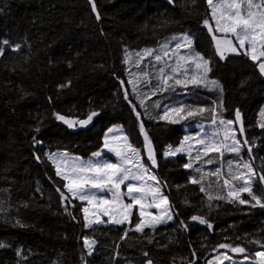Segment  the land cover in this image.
Returning a JSON list of instances; mask_svg holds the SVG:
<instances>
[{"label":"trees","instance_id":"trees-1","mask_svg":"<svg viewBox=\"0 0 264 264\" xmlns=\"http://www.w3.org/2000/svg\"><path fill=\"white\" fill-rule=\"evenodd\" d=\"M170 1L171 6L164 0H95L97 19L89 0H0V243L6 245L0 248V264H211L222 253L255 260V253L264 251V209L229 203L227 198L208 201L209 195L227 197L224 179L243 186V180L233 176L245 174L244 163L255 172L258 195L264 194L259 179L264 174V129L260 127L264 81L257 73L258 62L241 53L220 59L204 25V20L210 22L207 0ZM246 8L243 0L245 17ZM189 33L194 50L209 60L208 79L219 87L208 83L209 91H197L194 96L202 100L180 87L157 91L153 99L139 98L128 82L136 74L124 63L127 53L153 49L160 56L166 42L175 58L173 38ZM17 44L21 47L13 51ZM155 56L139 63L141 92L147 87L153 93L159 87L163 63ZM139 100H144L146 109ZM180 105L206 111L193 117L185 112V119L177 124L160 119L165 106ZM237 109L248 141L239 155L192 152L193 168L187 170L182 165L189 153L163 158L166 147L181 145L183 128L221 119L235 121ZM93 110L99 114L91 128L76 133L55 117L59 113L86 119ZM141 122L157 152L159 167L152 172L166 185L161 189L174 219L141 233L135 231L139 218L134 211L129 227L85 228L81 204L69 197L62 202L57 188L65 192L64 181L56 176L47 153L67 152L87 159L101 149L104 134L112 127L123 128L144 153ZM34 137L41 143H35ZM229 160L234 163L229 165ZM217 168L220 173L211 175ZM190 178L200 183L192 184ZM241 198L255 203L244 194ZM193 215L205 216L214 227L191 221ZM85 237L96 241L91 255L84 247ZM221 244L246 251L234 255Z\"/></svg>","mask_w":264,"mask_h":264},{"label":"snow or ice","instance_id":"snow-or-ice-1","mask_svg":"<svg viewBox=\"0 0 264 264\" xmlns=\"http://www.w3.org/2000/svg\"><path fill=\"white\" fill-rule=\"evenodd\" d=\"M89 2L92 5V11L97 14V19H99V12L95 0H89ZM208 4L212 5V16L217 25L216 31L234 34L241 48L245 47V42L247 41L251 46L250 53L253 61H257L260 57H264V0H261L260 4H254L253 0H247L248 9H258L256 12L248 11L247 17L241 14L240 5L236 0H225V2L219 5H213L212 0H208ZM204 25H209V21L204 20ZM209 30L211 31V28ZM258 37L261 46L259 52H257L256 48ZM182 39L183 45L177 43L175 48L180 49L182 46L186 47L189 50V54L180 56L177 60L176 67H174L172 71L174 73L178 72L182 67L181 62H191L195 64L196 69L199 70L202 75L193 76L191 79L184 80L175 78V84H183L187 87L188 85L200 86L201 84L207 86L208 83H211L219 87V84L215 80L208 79V74L212 71L209 60L205 59L194 50V39L192 35L190 33L185 34ZM214 39L216 40V51L221 60H227L228 53L237 52V48L230 39H219L215 36ZM3 43L7 45L9 42L4 40ZM20 47L19 44L15 45L13 51L18 50ZM2 51L3 49L0 48V53H2ZM143 52L145 55L152 54L151 49H145ZM137 55H139V53ZM141 59H143V57H141ZM155 60L160 62L161 57L157 55L155 56ZM127 62L128 59L127 56H125L124 63ZM260 70L264 72V63L260 64ZM164 72L165 69L163 67L160 68L162 79L160 81V86L153 92V95H155L157 91L166 92L168 90H174L169 83L174 77L164 75ZM123 83L124 82L121 81L122 85ZM127 98L128 94L126 92L125 99ZM140 104L141 107L146 109L143 100L140 101ZM159 106V103H157V107ZM133 111H136L135 106H133ZM204 111H206V109L203 107H200L197 111H191L186 110L184 105L178 107L165 106L163 115L160 119L171 124H177L180 120L185 119V112L187 117H193ZM98 114L97 111L93 110L86 119H69L65 115L59 113H56L55 117L57 120L62 121L69 129L75 130L77 128L87 127ZM136 115L138 119H141V113L136 112ZM235 122H241V111L239 109L235 111ZM233 123V120L225 121L221 119L219 121V125L223 126L224 142H220L215 138L219 135L218 132L213 133L211 138L196 140L197 144L202 146L205 156L210 152L223 155L225 151L236 153L237 155L240 154L243 145L240 141L235 139V133L231 127ZM260 127L264 129V123H261ZM36 131H40L39 126L36 128ZM140 132L144 137V153L147 156V160L150 161V167L156 169L159 167L157 152L142 122L140 124ZM241 132H243V128H241ZM33 139L35 143H41V141L37 140L35 137ZM190 139H194V137H185V142H182L180 146L175 148L170 147L164 153L165 158L175 157L177 154L184 152L186 150L185 143ZM229 139L233 141L231 144L227 143ZM244 144H248V141L245 140ZM103 150H107V152L114 154L116 162H112L108 159H98L95 161L90 159L84 162L80 157L69 156L67 152L50 153L48 156L49 160L55 165L56 176L64 181L63 189L70 194L72 199L85 202V206L82 208L85 228H92L94 225H103L105 223L112 225L131 223L134 206H138L140 217L139 222L135 223L136 232L143 233L146 228L154 229L157 225L172 221L175 213L172 211L168 196L161 191V186L164 185V182L155 173L150 172L149 166L140 158L141 150L130 142L129 136L123 132V129L109 128L104 136L103 149L92 153V157L101 158L104 154ZM248 152L251 156V145L248 147ZM199 158V155H197L196 159L199 160ZM37 159L39 160V156H37ZM208 163L211 164L212 161L209 160ZM228 163L231 165L234 162L229 160ZM242 166L247 169L248 175L245 176L241 173L239 176H233V180H243V186L230 184L228 179H224V185L227 187V197L223 195H217L215 197L209 195V202L213 199L219 201L227 198L229 203L238 202L241 205L250 204L252 208L258 206L264 209V194H254L253 183L255 180V172L251 164L244 163ZM182 167L186 170L193 168L190 153L188 162L184 163ZM196 171L200 170L197 168ZM219 173L220 169L217 168L211 175H217ZM146 175L149 180L155 182V186L147 182L145 179ZM229 175H232L231 172ZM259 179L261 182H264V174L260 175ZM190 183L198 184L200 180L190 178ZM122 185H126V193L121 191ZM57 191L61 193L62 202L67 203L68 196L65 195V192L61 191L59 187ZM200 191L204 192L205 188L201 186ZM245 192L248 193L251 200L255 201V203L241 198V193ZM98 193H105V195H99ZM107 193L112 194L111 200L107 198ZM124 196H127L131 200V203H125ZM148 196H151V201L146 203V198ZM150 208L156 209L157 214L153 215L152 212L148 211ZM103 217H107V220L105 221ZM190 219L193 222H199L201 225H207L209 229L214 227L203 215H193ZM181 225L187 230L188 226L184 221H181ZM126 235L127 232H125V236ZM95 243L96 241L94 239L89 240L87 237L84 238V244L89 249V255L92 254L93 245H95ZM5 246V244L0 243V248ZM219 247L230 248L233 253H244L246 251L244 247H232L229 244H221ZM17 254L20 255L21 253L18 252ZM255 255L259 258V264H264V251H257ZM225 259H228V257H225ZM149 264H151V262H149Z\"/></svg>","mask_w":264,"mask_h":264},{"label":"rangeland","instance_id":"rangeland-1","mask_svg":"<svg viewBox=\"0 0 264 264\" xmlns=\"http://www.w3.org/2000/svg\"><path fill=\"white\" fill-rule=\"evenodd\" d=\"M242 1L243 0H236V2L240 5V10H241V6H242ZM244 1L246 2V5H247V0H244ZM222 2H225V0H212L213 5H219ZM207 3H208V0H207ZM253 3L254 4H260L261 3V0H253ZM208 7H209V10H210V22H209V25H207L206 27L208 28V30L211 28V31L210 30L209 31H210L211 35L213 36V39H214V36L216 38H219V39H230L233 42V45L237 48V52H235V53H228V54L241 53V54L247 55L251 59V53H250V47L251 46L248 44L247 41L245 42V47L244 48H241L240 45H239V42L236 40L234 34H232V33H223V32L216 31L217 25H216V22H215V20L213 19V16H212V5H209L208 4ZM246 9L248 11H251L252 10V12L258 11V9H256V8L248 9V7H247ZM182 38H183V36L178 37V38H173L175 40V45L177 43H181L183 45V39ZM214 42H215V45H216V40L215 39H214ZM165 44H166V42H164L162 44V47L163 48L161 50V55L160 56L162 57V60L161 61H162L163 65H161L160 68L163 67L165 69L164 75L173 76L174 77L173 82H170L171 80L169 81V83L172 85V89L173 88H179L180 87L185 92L189 93V95L192 94L191 95L192 97H196V98L202 100L201 99V96H199V95L194 96V94H196L197 91L198 92H202L203 90L204 91H209L208 86H204L203 84H201L200 86L188 85L187 87H185L183 84L182 85H176L175 84V78H179L181 80H184V79H191L193 76L202 75V73H200L199 70L196 69L195 64L194 63H191V62H181L182 63V67L179 69V71L180 70H184V71H181V74L180 75H178L179 74V71L176 72V73H174L172 71V69L174 67H176L178 58L180 56H186V55H188L189 54V50L186 47H183L182 46L180 49H177V53H178L177 55L178 56L174 58L173 56L175 55V52H172L170 50V45L169 44H166V45ZM256 48H257V52H259L261 50L259 37L257 38ZM151 50H152V54L151 55H145L144 52H143V50L138 51V52H129V53H127V59H128L127 65H129V67L131 68V71H133L136 74V78H129L128 79V82H129L130 86L132 87V89L135 90V92L138 94V97L139 98L141 96H146V97H151L153 99L154 96H155V95H153L152 92H150L149 89H147V87L144 88L143 92L139 91V83L142 81L141 80V76L138 73L139 63L140 62L142 63V61L144 59L151 60L155 56L154 50L153 49H151ZM138 53H139V55H137ZM141 57H143V59H141ZM254 62H258V63L259 62H264V57H260L259 60L254 61ZM172 64H174L175 66L172 65ZM160 68H159V70H160ZM161 79H162V75H161V78H160L159 82L161 81ZM134 85H135V87H134ZM159 86H160V83H159ZM189 90H193L195 92L190 93ZM185 92H183V95H184ZM143 94H145V95H143ZM155 107L158 108L157 105H155ZM231 127H232V129H233V131L235 133V139L238 140V141H240V143L242 144L241 139H240V137L238 135V131H237V128H236L235 121H234V123H233V125ZM112 128H121V127H112ZM222 128H223V126H220L219 125V122H217V121H215V123L213 121V122H211L209 124L193 125V126L185 127L183 129L184 130V137H183V141L182 142H185V137H194V139H190V140H188L185 143V149L186 150L184 152H182V153H192V152H201V153H203L202 146L199 145V144H197L196 140L197 139H208V138H211L212 135H213V133H217L218 132L219 135L216 136L215 138L218 141H220V142H224V135H223ZM121 129H123V128H121ZM123 132L125 133L124 129H123ZM114 134H119V133H114ZM104 136H105V134H104ZM103 140H104V137H103ZM232 142L233 141L231 139H229L227 141V143H229V144H231ZM169 148L170 147H166L165 150H164V153ZM244 148H247V146H244L243 145V147L241 148V152L244 150ZM102 149H103V146L101 147V149L99 151H101ZM56 153H64V152H56ZM103 153L104 154H103V156L101 158H94V157L90 156L87 159H81V160L84 161V162H87L90 159H92L94 161L95 160H98V159H108V160H110L112 162H116V158H115L114 154L107 152V150H103ZM164 153H163V158L164 159L173 158V157L165 158ZM223 153H232V152L225 151ZM49 154L50 153H47V159L51 163V165L53 166V168L55 170V165L48 158ZM218 154L221 155L220 153H218ZM233 154L234 155H237L236 153H233ZM69 156H72V155L69 154ZM72 157H75V156H72ZM140 158L145 163V154L142 151H141V157ZM129 166H131V165H129ZM148 166L150 168V172H152V168L150 167V161L148 162ZM55 173H56V171H55ZM247 175H248V171L246 169L245 176H247ZM145 179L147 180L148 183H150L153 186H155V182L149 180L147 175L145 176ZM255 185L256 184H255V180H254V183H253L254 194L258 195L259 192H260V189L257 188V186L255 187ZM121 191L126 193V191H127L126 185H122L121 186ZM161 191H162V189H161ZM65 193L67 194V196L72 201H76V202L80 203L81 206H82V208L85 206V202H81L79 200L72 199L71 196H70V194H68L66 192V190H65ZM98 194L99 195H105V193H98ZM241 194H244L246 196H249L248 193H246V192L245 193H241ZM136 195H139V194H136ZM106 196H107V198L109 200L112 199V194L111 193H107ZM150 201H151V196H148L146 198V203L147 202H150ZM124 202L125 203H131V200L127 196H124ZM134 211L137 213L138 218L140 220L138 206H134L133 212ZM148 211L152 212L153 215H156L157 214V210L154 209V208H150V209H148ZM82 215H83V212H82ZM90 215H91V213H90ZM103 219L106 221L107 220V217H103ZM83 221H84V218H83ZM168 222H170V221H168ZM109 225L110 226H115V225H112V224L105 223L103 225H94L93 227H96V226H109ZM123 225H125L126 227H129L130 226V223H125ZM157 226H160V225H157ZM84 247H85L86 251L89 254V249L85 246V244H84ZM225 257H228V259H225ZM211 264H259V258L258 257H255V260H248V259L237 260V259L231 257L230 255L226 254V253H222V254H220V256H217L216 258H214L211 261Z\"/></svg>","mask_w":264,"mask_h":264},{"label":"water","instance_id":"water-1","mask_svg":"<svg viewBox=\"0 0 264 264\" xmlns=\"http://www.w3.org/2000/svg\"><path fill=\"white\" fill-rule=\"evenodd\" d=\"M168 5H170L171 6V1L170 0H164ZM261 63H264V62H259L258 64H257V73H258V75H259V77L264 81V72H261V70H260V64ZM98 117V115L94 118V120L96 119ZM93 120V121H94ZM59 123L60 124H63L65 127H67L62 121H59ZM93 123V122H92ZM92 123H90L87 127H84V128H77V129H75V130H73V129H69L68 127V129L72 132V133H76V132H79V131H86V130H88L89 128H91V126H92ZM235 124H236V128H237V131H238V135H239V137H240V139H241V141H242V144L244 145V146H246V144H244V141H245V137H244V129H243V132H241V128H243V123H242V119H241V122H239V123H237V122H235ZM145 159L147 160V156H146V154H145ZM148 161V160H147ZM149 162V161H148ZM153 170H155V169H153ZM234 255H238V254H241V253H233Z\"/></svg>","mask_w":264,"mask_h":264},{"label":"crops","instance_id":"crops-1","mask_svg":"<svg viewBox=\"0 0 264 264\" xmlns=\"http://www.w3.org/2000/svg\"><path fill=\"white\" fill-rule=\"evenodd\" d=\"M208 4V3H207ZM209 8V7H208ZM209 12H210V10H209ZM242 14V13H241ZM184 129V128H183ZM174 158V157H173ZM173 158H170V159H173ZM246 171V170H245ZM245 175V174H244Z\"/></svg>","mask_w":264,"mask_h":264}]
</instances>
